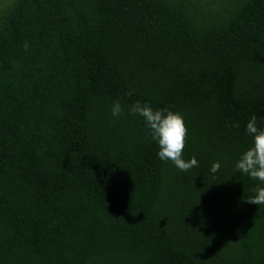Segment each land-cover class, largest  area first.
Returning <instances> with one entry per match:
<instances>
[{
	"label": "trees",
	"instance_id": "obj_1",
	"mask_svg": "<svg viewBox=\"0 0 264 264\" xmlns=\"http://www.w3.org/2000/svg\"><path fill=\"white\" fill-rule=\"evenodd\" d=\"M136 101L182 114L197 166L159 158ZM253 115L264 128V0H12L0 264H264L245 199L264 185L235 167Z\"/></svg>",
	"mask_w": 264,
	"mask_h": 264
},
{
	"label": "clouds",
	"instance_id": "obj_2",
	"mask_svg": "<svg viewBox=\"0 0 264 264\" xmlns=\"http://www.w3.org/2000/svg\"><path fill=\"white\" fill-rule=\"evenodd\" d=\"M27 43L25 49L27 50ZM131 95V93H129ZM131 112L144 118L147 127L151 131L152 139L159 145L158 156L161 160L171 161L181 171L198 165L195 156L190 160L183 158V151L187 143L188 129L181 113L170 108L153 109L147 103L136 101L131 105ZM122 107L116 101L112 107V115L120 116ZM246 131L253 136V145L245 150L236 163V168L258 180L264 185V128L257 126V117L253 115L246 125ZM220 169V162H214L211 168L213 173ZM254 195L245 196L248 203L264 204V186L258 185L254 189Z\"/></svg>",
	"mask_w": 264,
	"mask_h": 264
},
{
	"label": "rangeland",
	"instance_id": "obj_3",
	"mask_svg": "<svg viewBox=\"0 0 264 264\" xmlns=\"http://www.w3.org/2000/svg\"><path fill=\"white\" fill-rule=\"evenodd\" d=\"M12 0H0V9L5 7L8 3H10ZM207 1H214V0H202L203 3H206ZM215 6V4H212Z\"/></svg>",
	"mask_w": 264,
	"mask_h": 264
}]
</instances>
